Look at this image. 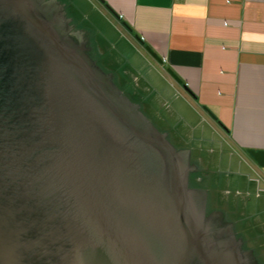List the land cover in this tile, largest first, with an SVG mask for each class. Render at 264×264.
I'll return each mask as SVG.
<instances>
[{
  "label": "water",
  "instance_id": "1",
  "mask_svg": "<svg viewBox=\"0 0 264 264\" xmlns=\"http://www.w3.org/2000/svg\"><path fill=\"white\" fill-rule=\"evenodd\" d=\"M44 2L0 0V264H245L251 249L264 264L251 223L160 125L197 167L189 188L207 194L206 214L232 222L233 243L198 221L179 152L121 89L75 0L49 3L88 34L92 59ZM248 154L264 168V151Z\"/></svg>",
  "mask_w": 264,
  "mask_h": 264
},
{
  "label": "crops",
  "instance_id": "2",
  "mask_svg": "<svg viewBox=\"0 0 264 264\" xmlns=\"http://www.w3.org/2000/svg\"><path fill=\"white\" fill-rule=\"evenodd\" d=\"M90 1L154 58L152 69L170 70L180 80L168 73L182 89L175 95L184 104L189 97L201 113L191 108L179 120L168 98L164 104L147 99L140 68L126 61L113 66L149 105L153 118L191 148L193 160L209 171L208 191L226 194V206L251 223L264 251V168L248 154L264 151V0ZM90 1L75 0L112 63L115 56L100 34L105 27L86 14ZM165 104L164 116L159 109Z\"/></svg>",
  "mask_w": 264,
  "mask_h": 264
},
{
  "label": "rangeland",
  "instance_id": "3",
  "mask_svg": "<svg viewBox=\"0 0 264 264\" xmlns=\"http://www.w3.org/2000/svg\"><path fill=\"white\" fill-rule=\"evenodd\" d=\"M91 4L92 5L88 9V11L86 10L87 11L86 14H88L90 19L92 20H94L93 17H96L97 23L105 27L106 29V32L104 33L105 36L102 33L100 34L102 35V37L105 38L106 44H109V46L111 47L110 48L111 51L109 52L110 53L113 52L115 56V60L113 59L112 63L107 58L108 66L113 67L115 65L116 67H119L118 62L126 61L132 63L133 66L136 65V67L140 68L141 73H139L138 76L142 77V79H144L145 82L147 83V85H145L146 91H143L144 95H146L147 99L151 101H155V100L161 101V104L165 103L166 100L165 97L168 98L167 103L170 104L171 108H173L174 117H178L179 120L181 118H184L183 115H185L191 108L196 110L198 113H201V111L195 106V104L191 102L189 97L185 99L186 104L188 105L187 106L186 104H184L180 95L178 96L175 95L177 91H179L182 94L181 87H178V85H176L175 82L171 80L168 72H163L162 70L158 71L157 69L155 70L151 68V66L153 67L155 63L154 58L146 50L141 48L135 42V40H133V38L127 33L124 27L120 25L117 22V20L111 14L108 13L107 10H105L104 8H100L97 2L95 1L94 4L93 2H91ZM86 21L88 22V24L96 34L97 32L95 31L91 22L89 20ZM102 23H104L105 25ZM97 37L101 42V36L97 35ZM114 61L116 63H114ZM142 61L143 63L140 64V62ZM131 74H132L131 72L128 73V75L130 76ZM125 81L127 80L124 78L123 81L124 85H126V87L129 86V84L127 83L128 81L127 82ZM139 84L144 85L143 83H139ZM157 104L158 102L157 103L155 102V105L153 104L155 108L156 107L158 108ZM166 110L167 109L165 104L163 105V107L159 109L160 111L159 113L165 116ZM180 124H183V122H181ZM257 169L262 170V168H257ZM252 172L258 175V171H256V168Z\"/></svg>",
  "mask_w": 264,
  "mask_h": 264
},
{
  "label": "flooded vegetation",
  "instance_id": "4",
  "mask_svg": "<svg viewBox=\"0 0 264 264\" xmlns=\"http://www.w3.org/2000/svg\"><path fill=\"white\" fill-rule=\"evenodd\" d=\"M51 0H45L44 3H48L47 10L50 12L51 15L56 17L57 19V26L61 31H64L67 33V35L75 42V43H83L86 47V53L91 58V46L89 45L88 37H86V34L84 31H81L79 29H68L67 25V18H65L64 15H62V12L58 8L59 6L52 5L49 3ZM88 35V34H87ZM103 57V56H102ZM92 59V58H91ZM104 59L106 60V57L104 56ZM106 83V82H104ZM107 87H110L107 83L105 84ZM129 98V97H128ZM133 102V101H132ZM140 111L146 116V118L160 131L167 134V139L169 142L175 147L176 151L179 152V155L176 156L177 164L181 167L182 171L186 173L187 176V186L189 188L191 184V175L194 176V179L196 182L201 181V176L198 174L197 167L191 162V158L189 157V154L186 150L179 148L176 145V142L172 140V135L168 134L165 131L161 130V126L158 123V120L153 118L150 113L145 111H142V108L139 106ZM130 115L135 119V121L139 125H143V122L139 120V117L134 111L129 110ZM171 137V138H170ZM178 147V148H177ZM193 191L188 194V199L190 203L191 210L197 215L198 221L201 223V225L211 231L213 235L218 239L219 242L224 243L226 245H231L234 241L233 239V225L232 222L224 221V216L220 215L217 211L211 212L209 215L206 214V207L210 203L207 194L203 191L196 190L194 188H189ZM206 214V215H205ZM208 216V217H206ZM226 218V217H225ZM227 219V218H226ZM233 233V234H232ZM241 241V249H242V240ZM242 251V250H241ZM241 256L245 262V264H263L262 257L258 255L254 250H247L241 253Z\"/></svg>",
  "mask_w": 264,
  "mask_h": 264
},
{
  "label": "trees",
  "instance_id": "5",
  "mask_svg": "<svg viewBox=\"0 0 264 264\" xmlns=\"http://www.w3.org/2000/svg\"><path fill=\"white\" fill-rule=\"evenodd\" d=\"M126 88V89H123V88ZM121 89L124 90V92L126 93V95L129 97V99L133 102H138L140 107L142 108V111H145L147 112L148 114V110H147V103L143 101V98L137 94L135 91H134V88L131 89V87H125L124 86H121Z\"/></svg>",
  "mask_w": 264,
  "mask_h": 264
}]
</instances>
